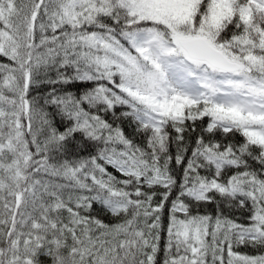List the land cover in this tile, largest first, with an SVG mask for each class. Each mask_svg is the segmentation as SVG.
I'll return each mask as SVG.
<instances>
[{"label": "snow or ice", "instance_id": "6c2138e0", "mask_svg": "<svg viewBox=\"0 0 264 264\" xmlns=\"http://www.w3.org/2000/svg\"><path fill=\"white\" fill-rule=\"evenodd\" d=\"M0 264H264V0H0Z\"/></svg>", "mask_w": 264, "mask_h": 264}, {"label": "trees", "instance_id": "16d2710c", "mask_svg": "<svg viewBox=\"0 0 264 264\" xmlns=\"http://www.w3.org/2000/svg\"><path fill=\"white\" fill-rule=\"evenodd\" d=\"M125 127V131L126 133L128 134H131V130L128 128L127 124L124 125ZM237 139H239V137H237ZM110 171H112V169H109ZM165 224H166V219H165ZM162 243H163V240H162ZM241 251H249L248 249H240Z\"/></svg>", "mask_w": 264, "mask_h": 264}]
</instances>
